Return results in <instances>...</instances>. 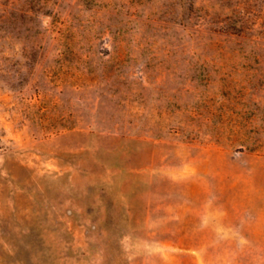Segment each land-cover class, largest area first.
Instances as JSON below:
<instances>
[{"label":"rangeland","instance_id":"rangeland-1","mask_svg":"<svg viewBox=\"0 0 264 264\" xmlns=\"http://www.w3.org/2000/svg\"><path fill=\"white\" fill-rule=\"evenodd\" d=\"M0 264H264V0H0Z\"/></svg>","mask_w":264,"mask_h":264}]
</instances>
